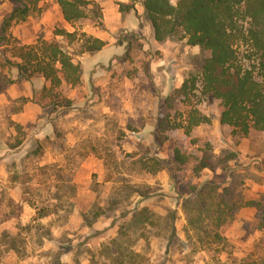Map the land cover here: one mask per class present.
I'll use <instances>...</instances> for the list:
<instances>
[{
    "label": "rangeland",
    "instance_id": "rangeland-1",
    "mask_svg": "<svg viewBox=\"0 0 264 264\" xmlns=\"http://www.w3.org/2000/svg\"><path fill=\"white\" fill-rule=\"evenodd\" d=\"M178 1L171 0L173 4ZM94 2V15L69 23L56 0H40L26 20L13 23L4 39L1 25L12 12L15 0H0V264H48L57 250L56 242L84 241L92 232L84 226V217L92 218L96 205L107 204L113 186L108 180L114 174L99 156L126 162L125 167L132 172L128 181L147 190L146 196L122 197L123 205L130 209L147 206L162 216L169 210L177 213L180 241L171 243L168 253L166 239L151 236L149 244L138 243V249L150 257L152 264H249L263 260L264 132L251 130L248 136L233 135L229 126L220 124L219 101L197 91L191 102L206 122L189 135L183 129L170 131L168 140L157 149L153 134L161 98L169 90L180 88L210 53L188 46L182 31L165 41H156L151 25L137 19L143 12L142 0ZM119 3L133 4L137 16L133 12L120 13ZM105 8L109 11L107 20ZM133 16L138 21L135 30L130 26ZM92 31L109 48L114 46L117 54L102 64L96 79L86 78L78 87L63 84L55 89L53 94L62 107L48 106L50 98L41 99L42 84L16 81L18 70L11 63L20 61V47L55 41L83 67L87 39L97 38ZM239 50L245 52L247 47L240 46ZM244 61L246 66L254 63L247 58ZM187 109L177 105L170 113L171 122L183 124ZM47 115L53 126L43 123ZM33 137L40 140L41 148L37 154L26 155L24 151ZM205 143H210L215 156L235 153L237 157L224 170L203 169L197 174L194 168L206 149ZM148 149L151 155L156 153L166 160H172L174 149H179L188 157L187 163L172 162V172L162 170L153 175L142 170L137 174L128 167L129 158L132 154L140 158ZM206 180L231 187L232 197L241 206L219 229L221 243L201 245L196 234L188 230L182 201ZM57 193L62 197L60 202L55 199ZM250 201L260 206L247 205ZM53 204L58 205L57 215L49 212ZM43 212L51 214L42 219ZM113 221L102 217L93 220L94 229L112 228L106 238L87 245L96 249L113 238L119 223L112 225ZM38 224L45 226L41 234L48 233L51 240L45 238L40 243L39 234L32 229ZM6 233L20 236L19 244L23 238L28 240L21 256L6 248ZM88 257L86 253L80 257L82 264H90ZM64 261L71 262L69 256Z\"/></svg>",
    "mask_w": 264,
    "mask_h": 264
},
{
    "label": "trees",
    "instance_id": "trees-1",
    "mask_svg": "<svg viewBox=\"0 0 264 264\" xmlns=\"http://www.w3.org/2000/svg\"><path fill=\"white\" fill-rule=\"evenodd\" d=\"M39 1L15 0L12 12L3 19L1 25L4 39L13 23L26 20L38 8ZM56 2L65 21L69 23L87 19L95 6L94 0ZM141 6L143 12L138 16L133 4L119 3V12H133L137 19L146 20L158 42L182 31L188 38V46H198L202 51L210 53L189 74L180 88L169 90L168 94L161 98L153 134L154 146L157 149L162 147L172 130L183 129L189 135L194 128L206 122V117L191 102L197 91L219 101L220 124L229 126L233 135L248 136L251 130L264 132V0H179L176 4L171 0H142ZM105 46V41L89 37L86 52L94 54ZM240 46H246L247 50L241 53ZM18 57L20 61L11 63L18 70L16 81L42 84L41 99H52L48 106H61L62 102L56 101L57 96L53 94L55 89L63 84L73 88L82 83L81 65L75 63L72 56L58 42L41 41L37 45L22 46L18 49ZM245 58L254 63L246 66ZM179 104L187 106L186 117L183 124H173L170 113ZM70 105L68 103V106ZM43 123L53 126V121L48 115L44 117ZM42 126L40 125L39 129ZM28 146L24 151L27 152L26 155L37 154L41 148L40 140L33 137ZM204 146L206 149H203L202 157L197 159L194 168L197 174L203 169L215 171L221 167L224 170L228 168V162L237 157L235 153L218 157L211 152L210 143H205ZM173 152L172 160L158 157L156 153L151 155L149 149L142 153L140 158L132 154L128 167L137 174L142 170L153 175L162 170L172 172V162L184 165L188 158L182 155L179 149H174ZM99 157L104 158L105 165L114 174V177L110 176L108 180L113 183L110 200L105 206L96 205L91 214L92 218L84 217V226L92 231L84 241L78 244L69 239L67 242H56L57 250L51 254L48 264H67L64 258L68 256L70 264H82L80 257L84 253L88 254L90 264H152L150 257L138 249V243L144 241L149 244L151 236L163 238L167 240L165 250L168 253L170 244L180 241L175 224L177 213L169 210L167 215L162 216L147 206L130 209L123 205L120 201L122 197L130 198L134 194L146 196L147 190L142 191L128 181L127 176L132 172L125 167L126 162ZM55 199L60 202L62 197L57 193ZM246 204L260 206V203L255 201ZM52 206L49 212L57 215L58 205ZM240 206L232 197L231 187H222L221 184L210 180L195 186L182 201L188 230L196 234L201 245L221 243L219 229L232 219L233 213ZM51 213H40V218H46ZM101 217L116 220L112 225L119 222L118 229L113 238H108L99 248L92 249L87 244L97 238H106L107 231L112 228L110 226L101 230L94 229L93 220ZM261 226L264 228V219L261 220ZM32 229L39 234L37 239L40 243L43 244L45 238L52 239L48 237V233L41 234V231L45 230L44 225L38 224ZM19 237L6 233L3 239L8 250L21 256L28 240L23 238L22 244H19ZM249 264H264V259L254 260Z\"/></svg>",
    "mask_w": 264,
    "mask_h": 264
},
{
    "label": "crops",
    "instance_id": "crops-1",
    "mask_svg": "<svg viewBox=\"0 0 264 264\" xmlns=\"http://www.w3.org/2000/svg\"><path fill=\"white\" fill-rule=\"evenodd\" d=\"M103 14L105 16V20L108 19L109 17V11L105 8L103 9ZM117 17L121 18V15L119 12H117ZM133 20H131L130 18V26H131V30H135L138 28V21L135 20V17L133 16ZM92 34H95V31H92ZM97 38L101 39L104 41L103 38H101L99 35H96ZM107 45V44H106ZM118 48V47H117ZM113 54H117V52H115L114 46H112L111 48L107 46H105L101 51L91 54L89 52L84 53L83 55V60L85 61H81V63L83 64L82 70H83V76H82V82H84V80H86V78H90L93 77L92 79H96V75L97 73H99V71H101V67L103 66L102 64L104 63H108L111 59H112V55ZM109 55V56H107ZM117 56V55H115ZM109 58V59H107ZM101 73V72H100ZM75 106V105H73Z\"/></svg>",
    "mask_w": 264,
    "mask_h": 264
}]
</instances>
